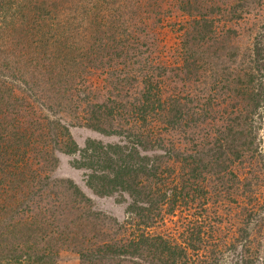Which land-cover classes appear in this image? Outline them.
<instances>
[{"label": "trees", "instance_id": "obj_1", "mask_svg": "<svg viewBox=\"0 0 264 264\" xmlns=\"http://www.w3.org/2000/svg\"><path fill=\"white\" fill-rule=\"evenodd\" d=\"M257 9L0 0V264H264V24L241 37ZM74 126L117 141L80 147Z\"/></svg>", "mask_w": 264, "mask_h": 264}, {"label": "rangeland", "instance_id": "obj_2", "mask_svg": "<svg viewBox=\"0 0 264 264\" xmlns=\"http://www.w3.org/2000/svg\"><path fill=\"white\" fill-rule=\"evenodd\" d=\"M261 15H263V16H261ZM261 19H262V21H261ZM254 24L256 26L257 25L261 26L262 24H264V11L262 9H257L255 11H252V15L250 16L249 21L246 23V25L243 24V27H245V29L242 30V32H241V37H242L243 43L246 42V39L248 40V35L250 34V31L247 32V30L248 29L250 30V28L253 27ZM71 133H72L74 139L76 140L77 144L80 147H83V145L85 144V142L88 139L101 140L105 143H112V142L117 141V139L115 137H103L98 132L91 131L90 129H88L86 127H82V126L72 127ZM57 156H58V154H57ZM58 158H59V166L55 172V176H57V178H59V179H61V178L71 179L76 184H78L79 186L84 188L85 180H86L85 172L82 170H78V169L74 168L73 160L75 157L74 156H68V155H59ZM98 202H99V207L101 209L110 213V215L112 217L119 219L120 222H122L126 218L127 214L125 213V206L117 203V201L115 199L105 198V199L99 200ZM261 207H263V209H261ZM259 209H260L259 214L261 212L264 213V194L261 198ZM167 229L170 231V229H173V228H163L162 230L164 231ZM220 229H222L223 232L224 231L227 232L228 230L234 231V228H220ZM259 229L260 228H257V230H259ZM162 230H160V231H162ZM211 230L215 231L216 228H212ZM261 230L264 233V228H261ZM215 236H216V233H214V237ZM254 240H257L258 242H260L259 243L260 246L258 248V251L260 252L261 256L264 257V235L259 234V239L254 238ZM214 241H218V239L215 238ZM231 260H232V256L226 254L225 259L223 260V264H232ZM57 264H79V260H78V257L76 255L67 253V254H62V256H61L60 260L57 262Z\"/></svg>", "mask_w": 264, "mask_h": 264}]
</instances>
